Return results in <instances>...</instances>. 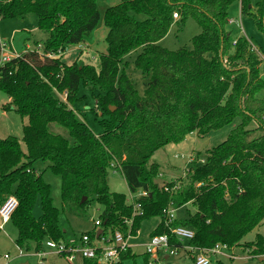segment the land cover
<instances>
[{
  "label": "trees",
  "instance_id": "obj_1",
  "mask_svg": "<svg viewBox=\"0 0 264 264\" xmlns=\"http://www.w3.org/2000/svg\"><path fill=\"white\" fill-rule=\"evenodd\" d=\"M101 1L107 0H0V20L34 14L38 29L49 34L42 51L13 60L0 79V90L29 120L26 152L18 138L0 136V205L10 196L19 201L11 221L18 231L17 246L26 253L44 251L46 241L67 239V214L83 216L99 205L105 234L131 229L137 237L146 221L161 218L151 238L167 235L174 248L184 245L171 230L184 227L195 231L191 247L245 246L251 256L264 258L263 235L242 244L264 222V77L250 41L227 30L229 11L238 0H121L104 15L108 53L99 56L98 66L65 65V53L99 27ZM241 3L243 16H253L264 34V0L256 14L249 0ZM189 19L202 29L193 49L163 48L160 42L171 28ZM138 50L135 67L150 76L143 95L122 68L124 59ZM81 86L101 109L100 135L71 108L80 100ZM58 94H66V102ZM237 119L241 124L207 153L206 163L190 167L186 187L171 194L159 185L162 166L153 162L157 152L194 133L206 137ZM51 125L65 129L69 139L53 134ZM38 162L50 163V172L61 179V208L55 205L53 187L35 169ZM113 164L131 193L149 194L138 200L143 215L134 217L132 227L126 224L134 214L128 196L110 189ZM171 203L177 210L191 204L195 213L167 225L165 211ZM137 258L132 250L123 255V261ZM145 258L148 263L149 256Z\"/></svg>",
  "mask_w": 264,
  "mask_h": 264
},
{
  "label": "rangeland",
  "instance_id": "obj_2",
  "mask_svg": "<svg viewBox=\"0 0 264 264\" xmlns=\"http://www.w3.org/2000/svg\"><path fill=\"white\" fill-rule=\"evenodd\" d=\"M260 0H249L252 7V13H257V4ZM121 3V0H107L101 1L98 4V10L101 14V23L97 30L86 39L87 42L74 47L65 53L63 63L65 65H72L79 61L81 65L98 66V58L102 54L108 53V44L106 37L108 35V28L104 23V15L109 8L115 7ZM230 21L228 31L232 33L234 38L246 37L250 44L255 45L262 53L264 52V34L259 30L253 16H243L242 3L238 0L231 7ZM140 19H144L143 16ZM233 21V22H232ZM201 27L193 20L189 19L185 24L181 22L175 24L167 37H165L160 45L170 51H178L182 49L192 50L193 39L200 35ZM49 39V34L43 33L38 29V18L34 14L27 15L23 19L0 20V40L8 41L15 52L25 51V45H29L31 50H43L45 43ZM87 43V44H86ZM90 45V46H89ZM40 47V48H39ZM233 52V51H232ZM140 51L133 52L127 56L122 64V68L126 70L127 75L135 84L137 90L141 95L145 92V86L150 80V76L145 75L135 67V60L139 56ZM60 100H64L63 94H58ZM264 98V93L262 95ZM79 101L71 106L77 113L80 119L85 122L90 129L96 134L100 135L104 132L100 121L102 120L101 109L98 107L97 101L93 94L81 86L79 92ZM12 100L8 98L0 90V136L6 139L10 136L18 138L22 142V148L26 152L27 148L24 139V127L28 123V118H22L11 105ZM11 106L10 110L7 107ZM241 124V120L237 119L233 124L225 127L222 130L215 131L206 137H200L194 133L187 137L185 142L179 145H170L165 149L160 150L153 157V162H157L162 166V178H158V183L161 187L168 184H178L183 188L189 183L188 170L190 169L189 157L198 163H202L206 159L207 153L223 144L229 137L230 133ZM251 129L256 128L254 124ZM51 132L59 134L66 139H69L68 132L57 126L51 125ZM178 156L179 158H175ZM50 163L38 162L35 169L44 176V180L53 187V198L55 205L58 208L62 207L61 200V179L54 176L50 172ZM109 185L111 192L125 194L128 196L129 203L132 202L130 191L122 174L111 172L109 177ZM182 188V189H183ZM140 192V191H139ZM138 192V193H139ZM182 210L176 213V218H186L190 212L195 213V208L189 204ZM103 208L99 205H94L88 208L83 216H74L67 214L64 220V228L67 232V237L72 235H79L82 233L93 232L95 230V222L100 219ZM35 215L40 217V204L35 209ZM161 222V218H154L146 221L140 232L137 240H132L133 243H146L151 238V233ZM257 235L264 236V222L250 233L242 242V244L250 243L256 240ZM18 231L10 223L5 227L4 231H0V264H22L30 262V264H41L42 259L35 256L34 251L29 255L20 257L19 247L17 246ZM243 246V245H242ZM245 247V246H244ZM244 247H236L234 250H225L228 255L234 254L235 260L219 256L212 258V264H264L259 258L250 257ZM144 249V248H143ZM141 250V249H140ZM6 255L10 259L5 258ZM45 264H69L63 258L48 255ZM124 264H146L145 256L137 258L136 262L130 260ZM161 264H196L192 255L184 249H179L177 255L169 258L162 256Z\"/></svg>",
  "mask_w": 264,
  "mask_h": 264
},
{
  "label": "built area",
  "instance_id": "obj_3",
  "mask_svg": "<svg viewBox=\"0 0 264 264\" xmlns=\"http://www.w3.org/2000/svg\"><path fill=\"white\" fill-rule=\"evenodd\" d=\"M240 2L242 0H239ZM175 20H179L178 14L174 15ZM233 22V21H232ZM237 41H234L233 46H236ZM251 45V50L256 53L260 59V70L261 74L264 77V52H260L255 45ZM40 48V47H39ZM33 51L27 49L23 52L13 51L10 43L5 40H0V79L2 74V69L6 67L10 62L16 59H20L22 55L26 52ZM49 58H54V55H48ZM64 95V100L66 102L67 95ZM175 158H179L175 156ZM196 161L189 157L190 166H192ZM206 163V159L202 161L201 165ZM200 164V163H199ZM119 166L113 164L112 172L114 174L120 173L118 170ZM188 173L190 169H187ZM163 177L162 174L159 176ZM203 184H198L197 187H201ZM164 190L168 193L174 194L182 190V186L174 184L173 187L169 185L163 186ZM147 192L140 191L139 193H131V204L134 208V214L132 219L126 221V224L129 227H132L134 217L142 216V205L139 203V199L148 197ZM19 207V201L16 197H8L0 205V231H4L5 227L9 225L12 221L13 215ZM177 209L174 208V205L171 203V206L165 211V216L167 219V225H172L176 221ZM102 221L99 219L95 222V233L91 234L82 233L79 235H72L66 240L61 242H56L54 240H48L44 244V251L34 252L36 257L42 259L41 264H45L44 260L48 255L56 256L63 258L69 264H84L86 261L95 262L96 264H123V255L128 251L132 250L131 241L135 237L131 234V229L127 233L117 231L115 233H104L101 229ZM102 231V234L99 235V232ZM171 233L178 241L183 243L184 249L186 252L190 253L196 264H212L213 257L223 256L229 258L230 260H235L236 256L234 254L228 255L225 250H231L223 244L216 245L213 249H200L194 248L189 245V242L195 238V231L189 228L184 227H174L171 230ZM144 255L149 256L147 264H161L162 256L166 258L177 255L179 251L178 248L171 246L170 237L167 235L156 236L150 238L149 242L144 246ZM20 257L28 255L23 249H20ZM7 260L10 259L9 255H6Z\"/></svg>",
  "mask_w": 264,
  "mask_h": 264
},
{
  "label": "crops",
  "instance_id": "obj_4",
  "mask_svg": "<svg viewBox=\"0 0 264 264\" xmlns=\"http://www.w3.org/2000/svg\"><path fill=\"white\" fill-rule=\"evenodd\" d=\"M85 42H87V41H85ZM87 44V43H86ZM90 46V45H89ZM78 47V46H77ZM76 48V47H75ZM27 49H31L30 48V46L29 45H25V50H27ZM138 51H140V53L142 52V50H138ZM64 58V57H63ZM29 124V121H28V123H27V125ZM130 194H131V192H130ZM184 208V207H183ZM179 210L181 211L182 209H178L177 210V212H179ZM160 224V223H159ZM158 224V225H159ZM156 229V228H155ZM154 229V230H155ZM153 230V231H154ZM139 236V235H138ZM70 236H68L67 238H69ZM135 240H137L138 238H134ZM134 239H132V240H134ZM149 241H147L146 243H148ZM146 243H133L132 241H131V245H133L132 247V251H133V253H135L136 255H138V257H140V256H145L144 255V245L146 244ZM141 249V250H140ZM235 248H233V249H231V250H234ZM245 251H247L246 253H247V255H249L250 257H251V255H250V253H249V251L248 250H245ZM28 255H29V253H28ZM253 257V256H252ZM166 258V257H165ZM255 258V257H254ZM167 259V258H166ZM130 261V260H129ZM260 261H264V258H260ZM125 262H127V261H123V264L125 263ZM136 262V261H135ZM30 264V262H24V263H22V264ZM147 264V263H146Z\"/></svg>",
  "mask_w": 264,
  "mask_h": 264
},
{
  "label": "water",
  "instance_id": "obj_5",
  "mask_svg": "<svg viewBox=\"0 0 264 264\" xmlns=\"http://www.w3.org/2000/svg\"><path fill=\"white\" fill-rule=\"evenodd\" d=\"M101 234H102V231L99 232V235H101ZM27 264H28V263H27Z\"/></svg>",
  "mask_w": 264,
  "mask_h": 264
}]
</instances>
